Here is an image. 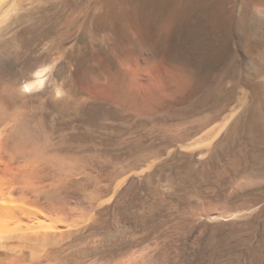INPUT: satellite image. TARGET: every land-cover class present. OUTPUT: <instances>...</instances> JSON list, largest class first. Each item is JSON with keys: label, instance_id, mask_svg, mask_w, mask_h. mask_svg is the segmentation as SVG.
Instances as JSON below:
<instances>
[{"label": "rangeland", "instance_id": "obj_1", "mask_svg": "<svg viewBox=\"0 0 264 264\" xmlns=\"http://www.w3.org/2000/svg\"><path fill=\"white\" fill-rule=\"evenodd\" d=\"M19 1L0 32V83L51 67L9 121L47 157L90 168L64 166L50 186L91 216L75 248L264 264V0ZM142 47L179 70L180 90L147 111L100 84Z\"/></svg>", "mask_w": 264, "mask_h": 264}, {"label": "bare ground", "instance_id": "obj_2", "mask_svg": "<svg viewBox=\"0 0 264 264\" xmlns=\"http://www.w3.org/2000/svg\"><path fill=\"white\" fill-rule=\"evenodd\" d=\"M17 4V0H0L2 34H4L3 28L6 27L4 24L18 8ZM218 18L219 12H215L212 20L217 22ZM130 19L127 18V22L133 20L130 23H135L136 18L133 19L132 16V20ZM131 25H128L130 29L136 27L133 30L137 32L141 24L132 25L133 27ZM142 52L143 56L139 60L126 55L118 59L117 63L109 65L100 84L114 92L118 100L133 102L147 111L162 104L166 96L178 89L180 83L177 82L176 77L179 76V70L177 71L173 66H157L149 50L143 49ZM50 68L44 63L36 64L27 74L24 82L13 88L0 83V264H165L170 262L168 258L155 259L145 254V256L101 255L92 258L88 250L80 252L76 249L79 247L77 244L79 239L92 226L91 216L85 215L86 206L82 208L76 205L71 208L68 207L69 203L68 205L61 203L62 200H58L55 193L52 194L54 188L50 186L58 177L59 169L64 166L68 168L69 165V168L74 169L77 167L82 172H87L90 168L80 164L73 157L64 156L67 159L63 156L57 159L47 157L48 154L45 155L43 150L31 141L32 134L28 135L24 123L17 126L9 119L15 108L14 98L27 95L26 87L29 92L39 90ZM56 92L62 95L61 99L68 94L63 86L56 88ZM218 133L219 130L210 136L208 143L212 142Z\"/></svg>", "mask_w": 264, "mask_h": 264}, {"label": "snow or ice", "instance_id": "obj_3", "mask_svg": "<svg viewBox=\"0 0 264 264\" xmlns=\"http://www.w3.org/2000/svg\"><path fill=\"white\" fill-rule=\"evenodd\" d=\"M25 90H26V91L28 90L27 87L25 88Z\"/></svg>", "mask_w": 264, "mask_h": 264}]
</instances>
